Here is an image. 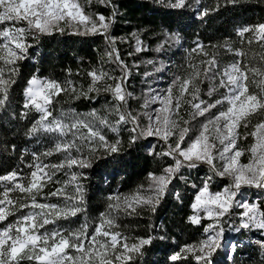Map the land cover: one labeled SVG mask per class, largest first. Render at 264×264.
<instances>
[{
    "label": "snow or ice",
    "instance_id": "6c2138e0",
    "mask_svg": "<svg viewBox=\"0 0 264 264\" xmlns=\"http://www.w3.org/2000/svg\"><path fill=\"white\" fill-rule=\"evenodd\" d=\"M195 5L200 19L222 6ZM121 15L117 0H0V113L11 108L22 62L44 37L92 36L104 45L96 64L66 68L63 79L34 73L24 81L13 115L27 121L24 135L42 150L24 149L20 166L0 171V264H140L146 248L166 237L132 235L124 220L154 215L166 196L180 200L181 182L194 190L188 221L202 226L203 238L180 246L168 257L172 264H214L226 230L258 233L264 258V20L237 27L236 39L197 38L168 77L171 60L140 55L169 52L181 45L180 34L165 31L151 49L144 32L113 34ZM142 64L151 71L140 73ZM134 70L148 84L139 96L130 90ZM166 77L164 87L152 86ZM81 100L100 106L81 111ZM123 133L159 167L134 190L109 194L92 217L86 170L120 153Z\"/></svg>",
    "mask_w": 264,
    "mask_h": 264
},
{
    "label": "trees",
    "instance_id": "16d2710c",
    "mask_svg": "<svg viewBox=\"0 0 264 264\" xmlns=\"http://www.w3.org/2000/svg\"><path fill=\"white\" fill-rule=\"evenodd\" d=\"M120 5L121 17L113 26L116 36H129L132 32H144L143 39L151 49L163 38L165 31L178 32L183 38L181 45L173 46L165 54L148 51L140 55V59H162L166 63L171 60L173 65L168 77L176 71V66L185 60V50L193 46V41L199 38L205 44H215L225 37H235V29L244 24L256 23L264 20V0H240L236 5L223 6L218 12H211L204 19L197 15L195 0H189L193 7L185 9H167L155 0H117ZM203 7H214L215 0H200ZM107 14V9L100 8ZM103 41L99 37L60 35L44 37L40 45L31 51L32 58L22 62L21 76L14 89L12 106L7 113H0V171L10 170L20 166L19 154L27 149L42 150L35 140L28 139L24 133L27 121L19 120L13 113L18 112L23 103L21 95L24 81L36 73L41 76L64 78V70L71 68L75 72L78 68H87L96 64L99 49L103 48ZM122 51L129 50L128 45H120ZM255 47V46H254ZM81 58H83L81 60ZM131 62V61H129ZM151 71V66L141 65L140 73ZM156 81L153 87H164L167 78ZM150 81L155 77L149 78ZM148 84L143 83L142 75H136L130 81V90L139 96L146 91ZM81 111L91 107H99L100 102L90 104L86 100L76 102ZM123 150L111 157H106L87 169V179L83 181L87 188L88 214L98 216L104 211L109 194L117 192L127 193L137 185L145 182L147 173L159 167V161L147 155L144 148L127 145V133H123ZM12 145L16 150H12ZM181 199L175 195L166 196L162 200L154 215L131 217L124 220L125 229L132 235L165 236L166 239H156L148 246L140 264H172L168 257L184 244L198 241L203 233L202 226L189 223L188 216L192 214L190 203L194 199V190L181 182L175 189ZM150 225L154 228H150ZM259 238L258 233L244 231L236 233L234 240L235 252L224 254L218 264H260L262 258L254 241ZM220 255V253H219ZM215 259V258H213ZM191 264H195L192 261Z\"/></svg>",
    "mask_w": 264,
    "mask_h": 264
},
{
    "label": "rangeland",
    "instance_id": "374dc122",
    "mask_svg": "<svg viewBox=\"0 0 264 264\" xmlns=\"http://www.w3.org/2000/svg\"><path fill=\"white\" fill-rule=\"evenodd\" d=\"M249 198H251V193H249ZM236 233L237 232H234V231H231V230H226L225 231V234H224V238H223V247H221L220 249H218L216 251V253H214L213 255V261H214V264H218V262L222 259L223 255L226 253V254H229L231 256L232 254V251H231V247L232 246H235L234 244V240L236 239ZM203 238V235L201 236L200 239ZM220 253V255H219Z\"/></svg>",
    "mask_w": 264,
    "mask_h": 264
}]
</instances>
